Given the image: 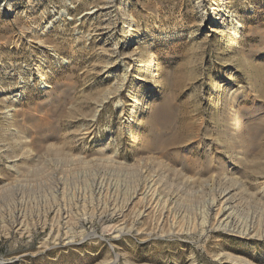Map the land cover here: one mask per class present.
Returning a JSON list of instances; mask_svg holds the SVG:
<instances>
[{"label":"rangeland","instance_id":"rangeland-1","mask_svg":"<svg viewBox=\"0 0 264 264\" xmlns=\"http://www.w3.org/2000/svg\"><path fill=\"white\" fill-rule=\"evenodd\" d=\"M230 185L264 229V0H0V264H264Z\"/></svg>","mask_w":264,"mask_h":264},{"label":"bare ground","instance_id":"bare-ground-1","mask_svg":"<svg viewBox=\"0 0 264 264\" xmlns=\"http://www.w3.org/2000/svg\"><path fill=\"white\" fill-rule=\"evenodd\" d=\"M168 103V100L165 99L162 104L160 105V109H159V114L161 113V115L164 113V110L166 108V105ZM159 116V117H153L150 121V124L154 123L155 121H158L159 123H161V126L163 127H168L167 126V116ZM158 116V115H156ZM238 117V116H237ZM160 118V119H159ZM230 119V118H229ZM207 123V122H206ZM243 123V122H242ZM236 125V124H235ZM240 125H238L239 127ZM230 127V126H228ZM227 130V129H226ZM239 130V129H238ZM233 132V131H232ZM218 134V133H217ZM224 139H223V143L224 146H222V153L225 151V153H234L236 151L237 148V143L239 141V136L242 134H238L236 136H230L231 134H229L228 132L224 133ZM174 137V136H173ZM176 137V136H175ZM182 137V136H181ZM244 138V137H243ZM219 139V140H218ZM217 140L219 141V143L222 142V139L218 138ZM172 140V139H171ZM242 138L240 139V141L242 142ZM169 141V140H168ZM170 142V141H169ZM240 142V143H241ZM172 143V142H170ZM176 143V142H175ZM243 143V142H242ZM173 145L174 142L172 143ZM244 144V143H243ZM242 144V145H243ZM153 145V144H152ZM151 145V146H152ZM166 145V144H165ZM222 145V144H221ZM241 146V145H239ZM244 146V145H243ZM254 146V145H253ZM221 148V147H220ZM242 148V147H241ZM192 150V149H191ZM242 150V149H241ZM243 151V150H242ZM238 152V151H237ZM236 152V153H237ZM207 155H210L209 153H215V148L212 144L208 145V150H207ZM219 154H221V152H219ZM206 155V157H207ZM231 155V154H230ZM191 156H194L198 159H202V157L204 155H202L201 153H197L194 149L191 151ZM224 157V155H223ZM244 157V156H243ZM211 157H209L210 159ZM208 160V157L207 159ZM238 160V159H237ZM241 160V159H240ZM209 161V160H208ZM235 161V160H234ZM247 161V160H246ZM238 162V161H237ZM245 162V161H244ZM143 163V162H142ZM239 163V162H238ZM145 166V165H144ZM148 168V167H147ZM146 168V170H147ZM211 166L208 168L210 169ZM232 169V168H231ZM226 171V169H224ZM207 171V170H206ZM212 172H214V170H212ZM228 173V172H227ZM227 173L223 174L226 178H227ZM209 176V175H208ZM222 176V175H221ZM223 176V177H224ZM233 176V175H232ZM145 177V176H144ZM217 178V177H216ZM226 178H224L223 180H225ZM154 179V178H153ZM207 179V178H205ZM148 180V178H147ZM219 180V178H218ZM222 180V182H223ZM227 179L226 182H228ZM148 181L147 184L145 182V184L140 185V184H134V186L131 188V196L128 199V204L127 206H132V205H136L138 202H143L146 201L147 202V206H145V210L149 211L152 208L158 206V204L160 203V199L159 196L158 198H154V196L156 195L155 193V189L154 186L156 183H152ZM230 183H234L233 180H230ZM236 183V181H235ZM159 184V183H158ZM221 185V184H220ZM238 185V184H237ZM225 186V184H224ZM227 186V185H226ZM241 186V184H240ZM232 186H228L224 189H222L221 191H219L218 195L216 198L213 199V202H211V205L209 207V215L213 216V222L210 224V228L214 229V230H218V231H225L227 232L230 236H234V237H238V238H242V239H247V238H253L256 236H264V229H261L260 231L257 228L256 222H252V225H247V224H243L244 226H239L238 225V219L236 217L235 214V194H232ZM238 187V186H237ZM262 191V190H260ZM262 194V198L264 199V191ZM160 195V194H159ZM260 195V194H259ZM162 196V194H161ZM174 196V195H173ZM168 198V197H167ZM176 199V197H175ZM170 200V199H169ZM172 200V199H171ZM163 201V200H162ZM174 201V200H173ZM178 201V200H177ZM146 202H143L146 203ZM166 202V200H165ZM169 203V201H168ZM176 203V202H175ZM174 204V203H173ZM171 204V205H173ZM146 205V204H145ZM122 206V205H121ZM126 206V205H124ZM126 206V207H127ZM160 207V206H159ZM165 207V206H164ZM175 207V206H174ZM133 208V207H132ZM162 208V207H161ZM167 208V207H166ZM169 208V206H168ZM115 209V208H114ZM129 209V208H128ZM156 209V208H155ZM163 209V208H162ZM170 209V208H169ZM157 210V209H156ZM155 210V211H156ZM161 210V209H160ZM117 211V210H116ZM167 211V210H166ZM174 211V210H173ZM172 211V212H173ZM238 211V210H237ZM152 212V211H151ZM160 212V211H159ZM169 213V212H168ZM144 214V213H143ZM151 215V214H150ZM168 215V214H167ZM239 215V214H238ZM146 216V215H145ZM149 216V215H147ZM161 216V215H160ZM170 216V215H169ZM207 217V216H206ZM166 219V218H165ZM169 219V218H168ZM180 221V220H179ZM212 221V220H211ZM166 223V222H165ZM174 231V230H173ZM172 231V232H173ZM96 237V235H94ZM120 254L116 255V258L114 260H108L106 262H104L103 264H116L118 263L121 259ZM218 259H220L221 261H223L224 263H229V264H254L253 262H251L250 260L241 257L239 255H235L233 253L230 252H223L218 256Z\"/></svg>","mask_w":264,"mask_h":264}]
</instances>
